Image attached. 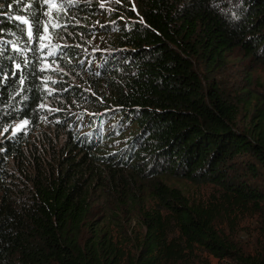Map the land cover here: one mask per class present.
Returning <instances> with one entry per match:
<instances>
[{
    "label": "trees",
    "instance_id": "obj_1",
    "mask_svg": "<svg viewBox=\"0 0 264 264\" xmlns=\"http://www.w3.org/2000/svg\"><path fill=\"white\" fill-rule=\"evenodd\" d=\"M135 4L0 0V133L41 119L54 96L74 109L53 116L64 123L61 150L49 139L27 150L31 139L20 132L0 139V264H181L197 251L223 258L233 250L218 224L248 210L264 245L255 184L264 176V103L216 81L234 52L264 64V0ZM65 70L97 76L103 89L91 97L65 82ZM241 114L250 115L244 127ZM168 176L212 183L217 193L193 201L167 186ZM122 215L135 217L133 234L119 229Z\"/></svg>",
    "mask_w": 264,
    "mask_h": 264
},
{
    "label": "rangeland",
    "instance_id": "obj_2",
    "mask_svg": "<svg viewBox=\"0 0 264 264\" xmlns=\"http://www.w3.org/2000/svg\"><path fill=\"white\" fill-rule=\"evenodd\" d=\"M126 1L135 7V0ZM104 41V38H102L98 46L100 47ZM94 43H97L96 40ZM57 44L64 43L60 40ZM92 49L98 48L92 47ZM86 53H88V50H86ZM227 59L228 63L219 75L216 76V81L223 86V88L228 89L229 93L230 91H240L241 88L245 89L247 87L251 94L259 96L260 103H264V64H258L251 59L245 58L241 52H234ZM91 63L93 67H97L99 65V60L93 58ZM46 67L52 71H61L56 64H47ZM50 75L52 76L51 80L59 79L57 73H51ZM92 78L98 80L97 76H91L86 71L68 73L67 70H65V82L75 85L85 93L90 94L91 97H95L103 88L99 87L97 82L93 81ZM260 103L258 102L257 106H259ZM45 110V115H43L41 119L31 122L32 124L30 125H27L26 122L23 121L11 123L0 133V139L20 132L31 139L27 150H32L34 148L41 150L43 143H45L47 139H49L50 143H56L61 150L65 143L64 123L61 125L54 124V120H59L60 117L55 118L53 116H56V111H67V113H71L74 109L68 101L60 100L54 96L49 103H47V106H45ZM249 118V114H241L239 116L240 125L244 127L245 123L249 121ZM254 121L255 119L252 117V123ZM35 123L38 124L35 125ZM239 172L244 178H249V182L252 183V177L248 175L243 166L239 167ZM163 182L169 187L180 189L184 195L196 202L210 201L211 197L217 193V187L209 182L195 183L184 178L171 176L164 177ZM255 184L264 194L263 175L256 179ZM262 216H264V211ZM134 218L135 217L131 215H127L126 217L124 215L119 216V229L124 233L133 234L136 230ZM224 219L225 218L218 224V230L227 243L232 246L233 253L230 256L216 258L203 251H197V254L189 255L187 260L181 264H243L242 258H249L252 260L264 257L263 238L259 230L260 223L256 217L252 216V210L238 214L233 220L228 221Z\"/></svg>",
    "mask_w": 264,
    "mask_h": 264
},
{
    "label": "snow or ice",
    "instance_id": "obj_3",
    "mask_svg": "<svg viewBox=\"0 0 264 264\" xmlns=\"http://www.w3.org/2000/svg\"><path fill=\"white\" fill-rule=\"evenodd\" d=\"M45 3H49V0H45ZM50 7H53V8H55V7H57V5L56 4H50ZM46 15H47V13H46ZM18 19H20V22L21 23H23V24H25V25H28L29 24V21L27 20V19H23V18H18ZM35 25H30L29 26V34L31 35L32 34V28L34 27ZM45 32H47V26H45ZM41 40H43V39H45V37L44 36H40L39 37ZM43 47V46H42Z\"/></svg>",
    "mask_w": 264,
    "mask_h": 264
}]
</instances>
